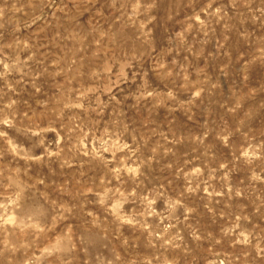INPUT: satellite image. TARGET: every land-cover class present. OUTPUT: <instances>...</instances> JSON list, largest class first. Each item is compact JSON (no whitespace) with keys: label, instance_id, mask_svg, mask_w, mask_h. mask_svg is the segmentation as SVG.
I'll return each instance as SVG.
<instances>
[{"label":"rangeland","instance_id":"374dc122","mask_svg":"<svg viewBox=\"0 0 264 264\" xmlns=\"http://www.w3.org/2000/svg\"><path fill=\"white\" fill-rule=\"evenodd\" d=\"M0 133V264H264V0H0Z\"/></svg>","mask_w":264,"mask_h":264},{"label":"clouds","instance_id":"9594fccd","mask_svg":"<svg viewBox=\"0 0 264 264\" xmlns=\"http://www.w3.org/2000/svg\"><path fill=\"white\" fill-rule=\"evenodd\" d=\"M198 19V18H197ZM5 67L7 68V65H5ZM2 123H4V124H10V121H8V120H4V121H2ZM0 135H3V133H0ZM246 154V153H245ZM117 171H119V170H117ZM129 171H135L134 169H129ZM10 222V221H9Z\"/></svg>","mask_w":264,"mask_h":264}]
</instances>
